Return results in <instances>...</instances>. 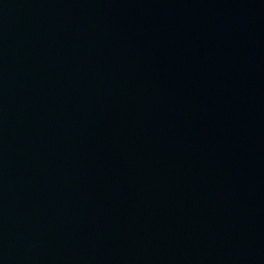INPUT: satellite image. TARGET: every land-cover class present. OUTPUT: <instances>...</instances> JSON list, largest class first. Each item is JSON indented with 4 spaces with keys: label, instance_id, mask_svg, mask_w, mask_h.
<instances>
[{
    "label": "water",
    "instance_id": "water-1",
    "mask_svg": "<svg viewBox=\"0 0 264 264\" xmlns=\"http://www.w3.org/2000/svg\"><path fill=\"white\" fill-rule=\"evenodd\" d=\"M0 264H264V0H0Z\"/></svg>",
    "mask_w": 264,
    "mask_h": 264
}]
</instances>
